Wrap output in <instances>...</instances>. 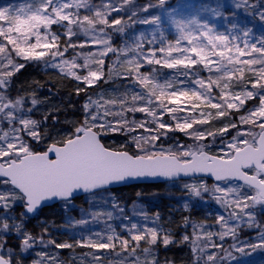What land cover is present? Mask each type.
I'll use <instances>...</instances> for the list:
<instances>
[{"label":"snow or ice","instance_id":"6c2138e0","mask_svg":"<svg viewBox=\"0 0 264 264\" xmlns=\"http://www.w3.org/2000/svg\"><path fill=\"white\" fill-rule=\"evenodd\" d=\"M130 3L32 0L20 7H0V264H21L20 255L38 244L92 249L80 257L81 264L86 257H91L87 264H161L160 249L177 243L191 245L192 264H219L222 258L206 251L223 247L212 242L213 235L221 241L230 235L235 240L239 224L232 226L230 220L246 219L250 227H260L256 220L258 215L264 216V33L249 43L252 29L241 28L245 38L241 47L240 35L217 32L206 22L177 19L179 13L169 12L165 22L175 28L174 41L166 42L161 31L158 47L145 50L141 36L117 48L109 30L124 33L128 25L112 13L118 14ZM159 4L163 6L165 0ZM224 7L217 4L207 10L219 16ZM259 17L264 21V12ZM139 22L159 29L162 20L152 16ZM93 47L98 50L91 51ZM77 48L89 51L75 52ZM69 49L75 54L66 56ZM109 53L117 55L118 63L106 72ZM120 56L126 59L120 60ZM28 63L58 69L63 77L76 82L77 96L86 94L83 118L72 121L66 132L48 128L51 113L33 118L41 103L34 92L12 95L13 77ZM161 69L172 71L165 74ZM113 74L129 80L132 87L116 96L98 95L96 100L87 95L90 89L110 81ZM136 113L143 118L136 119ZM51 119L53 125L59 123L55 116ZM113 133L130 137V143L106 145L104 138ZM169 133H183L193 143H181ZM162 138L172 143L165 147ZM217 144L221 146L213 151ZM198 176L197 182L184 183L183 188L200 198L211 192L216 203L228 211L227 218L216 217L224 229L219 233L203 231L202 224L193 225L191 236L184 234L178 242L172 231L157 224L158 213L144 216L146 221L152 220L151 227L131 224L130 238L114 231L106 236L96 232L95 238L58 243L45 240L47 228L40 235L26 230L28 215L46 201L68 203L77 193L95 195L129 180ZM204 176L216 183L209 187ZM17 206L23 209L18 216L14 214ZM113 207L118 205L113 203ZM102 214L112 217L111 212H96L93 219ZM184 223H188L187 217ZM10 237L19 243L9 246ZM231 247L242 257L264 251V231L258 242ZM226 255L237 259L232 252L226 251ZM36 256L39 259L32 264H57V258L46 251ZM163 264L174 262L165 258Z\"/></svg>","mask_w":264,"mask_h":264},{"label":"trees","instance_id":"16d2710c","mask_svg":"<svg viewBox=\"0 0 264 264\" xmlns=\"http://www.w3.org/2000/svg\"><path fill=\"white\" fill-rule=\"evenodd\" d=\"M22 0H0V7L3 6H14L19 7V3ZM28 3L32 2V0H25ZM159 0H131L130 4H125L121 8V11L117 13H112V16H118V18H122L125 20L128 16H132V13L135 12L136 15L132 16L134 19L139 17L140 13H144L143 8L147 5L151 4L152 7L148 8V11L155 10ZM171 2L175 0H170ZM93 4L99 5L101 0H91ZM111 3L119 6L122 3V0H111ZM251 5L250 12H253L257 7L264 6V0H249ZM15 4V5H13ZM147 11V12H148ZM110 31V30H109ZM111 32V31H110ZM116 38L119 34H114L111 32ZM131 55V54H129ZM120 60L126 59L124 56L119 57ZM118 63L117 55L106 58V67L105 71L107 72L108 67H111L114 64ZM150 67V66H146ZM161 71L165 74H170L168 69H161ZM201 75L206 76V72H201ZM77 84L75 81L71 79L63 77L59 71L52 69H45L42 64L28 63L25 68L21 69L19 73H17L13 77V84L11 87L12 95H16L18 92L21 94H29L35 93L36 97L41 101V103L37 106V110L34 113L35 119H42L44 115L51 113V116H55L59 123L53 125V121L51 116L48 120V128L53 132L57 130H64L65 132L69 130L72 126V121H79L83 118L82 113V105L86 101V94L81 93L79 96L75 94V88ZM132 87L131 82L129 80L121 79L116 74H113V78L107 83H101L99 87L90 89L87 95H91L93 100L98 98V95L108 96H116L123 93L126 88L130 89ZM250 103V102H249ZM129 119H133L131 114H129ZM136 119H142L143 116L140 113L135 114ZM169 136H175L179 138V141H186L187 137L184 136L183 133H169ZM126 141L130 143V137L121 134V133H113L104 138V143L106 145L112 147H118L121 144H124ZM165 147H167L171 140L163 139ZM200 178H197L199 180ZM207 184H214L213 181L203 178ZM188 180H179L174 182H164V183H156V184H134L127 185L124 187L110 189L109 191L118 194L124 200L123 204L126 206H132L136 202L140 200L141 194H151L157 195V204H154L150 209V216H154L155 214H159L160 219L157 221V224L163 225L165 228L172 231L174 238L176 241H180V238L184 234H189L191 236L193 232V225H203V229H213L216 230L219 228V224L216 223V217L214 210L221 208L219 204L215 201H204L195 199L191 200L190 205L187 204L181 205L180 201H172L171 199L164 197L161 195L163 191L167 190V187L172 184H182L186 183ZM107 192V191H99ZM87 196V195H85ZM85 196L76 197L68 203H73L76 206V209H71L66 211L64 206L68 203L59 202L50 207H45L38 211L35 215L30 214L28 219L26 220V230L31 232L33 235H40L44 228L48 229L47 234L45 235V240L47 239H55L58 236L59 238H63L65 234H61L58 232L54 233L53 227L60 228L65 225V222L68 218L72 220H80L82 219V210L87 209V203L85 202ZM207 198V197H206ZM208 199V198H207ZM213 209L212 213H208ZM222 209V208H221ZM18 212H21L23 209L18 208ZM188 218V223H184V218ZM259 218L260 227H257L253 230H243L239 229L236 233V238L239 239H248L253 235L264 230V216H257ZM41 220L43 223L40 224ZM46 224L49 226L47 227ZM50 224V225H49ZM53 226V227H52ZM212 230V231H213ZM87 235L85 232L80 236H77L76 239L68 241L69 243H75L76 240L81 238H85ZM122 238H130V235L123 233L121 235ZM232 236L227 238V243H232ZM67 240V239H66ZM9 246L18 244L19 241L14 237L9 238ZM143 243V242H142ZM48 247H43L42 245H37L33 249H49ZM191 245L188 243H177L175 245H170L167 250L160 249L158 255L161 260V264L165 258L170 261H173L174 264H192L193 256L191 253ZM91 249L89 248H81L75 247L74 249H61L60 254L62 258L67 262V264H77L78 259L84 253H90ZM71 255V259H70ZM222 258V256L220 257ZM221 264H230L229 259H219ZM250 264H255V260L249 261ZM247 261L246 264L249 263Z\"/></svg>","mask_w":264,"mask_h":264},{"label":"rangeland","instance_id":"374dc122","mask_svg":"<svg viewBox=\"0 0 264 264\" xmlns=\"http://www.w3.org/2000/svg\"><path fill=\"white\" fill-rule=\"evenodd\" d=\"M28 2L25 0L20 1L19 7L21 5H26ZM239 3L241 6L239 8L236 7V4ZM217 4H223L226 5V7L219 9V11L222 13L221 15L217 16L211 11H208L209 8H215ZM15 5V4H13ZM251 5L249 3V0H175L171 2L170 0H165V4L161 6L158 4L155 8V10H151L148 12L140 13L139 17L133 18L132 20H129L128 17L124 20L127 22L128 27H126L124 33H119L114 30H110L114 34H119V36L116 38L114 35L112 36V43L114 47L122 48L125 46V44H131L133 40L136 37H143L144 41V48L147 50L148 48L158 47L159 46V40H160V32L163 31L164 40L167 41H174L176 39L177 33L175 31V28L172 27L170 24L166 23L167 20V13L173 12L174 14L179 13L177 15V19H192L196 18L201 23H208L209 26L214 27L217 32H224L225 34L232 33L235 35H240L241 39L238 41L241 43V47H243L242 41L245 39L240 32L241 28L247 27L252 29V33L250 34L249 43H255L256 39L264 33V21L260 20L259 13L264 12V6L263 7H257L253 9V12H250ZM81 12L83 13L84 10L81 9ZM152 16H161L162 23L157 28L156 25L153 24H143L139 21L143 19H150ZM233 24H236L237 27L234 29L232 27ZM83 38V37H82ZM149 41H153V43H149ZM96 48H91V51H97ZM87 52L89 51L88 48L85 49H79L77 48L75 52ZM75 54L72 49H69L66 56H71ZM114 56V54L109 53V57ZM42 66L45 69H52L57 70L53 67H48L42 64ZM170 73L172 70H169ZM208 73L206 72V76ZM203 76V75H202ZM182 78V77H181ZM253 102L250 101L248 106L250 107ZM139 134H146V133H136ZM232 135H235V132L232 131ZM181 143H193L190 139L187 138L186 141ZM221 145L217 144L216 147H214L213 151H218V148ZM197 179H189L186 181V183H193L197 182ZM183 182L182 184H172L167 187V190L163 191L161 195L164 197H167L171 199L172 201H176L181 203V205H190L192 202L191 200H201L202 203L206 200L215 201L213 199V194L211 192L202 194V198L200 197H194L191 195V193L187 192L183 188ZM215 183V182H214ZM209 187H211L213 184H208ZM223 186V183H222ZM157 195H149V194H141L140 200L133 204L132 206H126L123 204L124 200L122 197L118 194H115L111 191L107 192H100L96 193L95 195L89 194L85 196V202L87 203V209L84 211L82 210V219L87 220V224H77V221L79 220H72L70 218L67 219L65 222V225L58 229L53 227L54 233H63L65 236L63 238H59L57 240L58 243L68 242L70 240H74L77 238V236H80L84 232L87 234L85 235L87 238L88 236H93L95 238L94 233L99 232L102 235L106 236L108 234H111L112 231H114L117 235L121 236L123 233L130 235L129 229L131 228V224L135 223L139 226L147 225L149 227L153 226L152 220H145L144 216L147 215L150 218L153 216H150V209L154 204H157ZM208 199H207V198ZM216 202V201H215ZM113 203L118 205V207H113ZM208 203V201H206ZM221 207V205H220ZM19 206L16 207L14 214L18 216L20 212H18ZM222 208V209H221ZM218 208L214 210L215 216L218 215H224L225 218L228 217V211L225 210L223 207ZM64 209L66 211L71 209H76V206L73 203H68L66 206H64ZM214 208L208 213H212ZM100 212V213H107L111 212L112 217L111 219L108 218L107 215H100L99 217L93 219V213ZM28 216H31L30 214ZM28 217L26 218V220ZM81 220V219H80ZM41 221V220H39ZM43 223L42 221L40 224ZM230 225L235 226L239 224V227L237 228L236 233L239 229L243 230H253L257 228V226H249L247 220L243 221H235L230 220ZM256 224H259V218L257 217ZM50 225V224H49ZM47 227H49L46 224ZM109 226H111L109 228ZM213 229H203V231H210L213 233H219L223 231L224 229L221 228L219 224V228L216 230ZM264 231V230H263ZM56 234V233H55ZM259 233L253 235L251 238L248 239H239L236 238L233 240L232 243H227V237L223 241L219 239L218 235H213L212 242L221 244L222 248H212L209 247L206 249L209 253H215L218 258L222 256L223 259H229L230 264H246L247 261L255 260V264H261L262 260H264V251L257 250L256 252H253L250 256L242 257L239 253H236L234 249L231 247V245L235 244H243V243H255L259 240ZM231 236V235H230ZM58 239V236L55 238ZM67 239V240H66ZM69 243V242H68ZM40 251H46L50 255H53L57 258V264H67V262L62 258V255L59 251L61 249H55L54 247L50 246L49 249H32L30 253H22L19 257L21 260V264H32V261L34 259H39L38 256H36L37 252ZM93 250L91 249L90 252ZM103 251V250H101ZM227 252H232L234 256L237 257L236 260H232L230 257L226 255ZM105 255H108V253H105ZM71 259V255H70ZM91 257L85 258V264H87V261L90 260ZM249 262L248 264H250ZM77 264H81L80 258L77 261ZM219 264L221 262L219 261Z\"/></svg>","mask_w":264,"mask_h":264},{"label":"water","instance_id":"95a60500","mask_svg":"<svg viewBox=\"0 0 264 264\" xmlns=\"http://www.w3.org/2000/svg\"><path fill=\"white\" fill-rule=\"evenodd\" d=\"M197 178H200L199 176L198 177H184L182 179H177V180H166L164 178H144V179H137V180H129L127 181L126 183H120V184H115V185H112L110 187V189H116V188H120V187H124V186H127V185H134V184H156V183H164V182H174V181H179V180H189V179H197ZM203 178H206V179H209L213 182L216 183V181L214 180V178H210L208 176H204ZM99 191H103V190H98L97 192ZM91 193H83V192H80V193H77L75 198L76 197H80V196H85V195H89ZM59 202H63L61 200H51V201H46V202H43L42 206L37 209V211L35 213H33L32 215H35L38 211H40L41 209L45 208V207H50L54 204H57Z\"/></svg>","mask_w":264,"mask_h":264}]
</instances>
